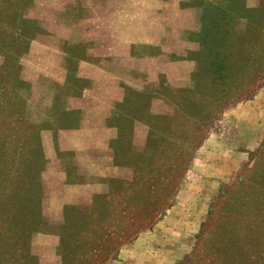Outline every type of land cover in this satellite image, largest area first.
I'll return each mask as SVG.
<instances>
[{
	"label": "rangeland",
	"instance_id": "1",
	"mask_svg": "<svg viewBox=\"0 0 264 264\" xmlns=\"http://www.w3.org/2000/svg\"><path fill=\"white\" fill-rule=\"evenodd\" d=\"M258 3L0 0V264H149L188 249L163 218L206 140L224 160L204 162L225 177L206 187L201 225L223 217L207 251L264 264V128L251 121L264 86L224 109L204 90L219 48L252 45ZM210 172L196 179L220 180Z\"/></svg>",
	"mask_w": 264,
	"mask_h": 264
},
{
	"label": "trees",
	"instance_id": "2",
	"mask_svg": "<svg viewBox=\"0 0 264 264\" xmlns=\"http://www.w3.org/2000/svg\"><path fill=\"white\" fill-rule=\"evenodd\" d=\"M252 17L253 22L251 23L253 27H250L253 29L251 34L252 45L248 47L242 44L239 47H233V49L227 47L219 48L215 54L218 76L208 82L204 90L214 95L212 104L220 105L221 109L251 99L255 92L264 86V0H259L258 7L255 9ZM199 144L202 143L199 142ZM260 151L257 154L260 155V159L262 158L261 162L264 168V145ZM192 159L193 156L187 158L185 168H187ZM143 171L146 173L147 170ZM146 177H148V174H146ZM151 182L150 188L151 190H155L154 187L157 185H155L154 179H151ZM157 191H161L160 188ZM230 215L231 218L238 219L240 222L242 236L249 241L255 242L260 248H263L261 243L262 238L251 236L250 225L243 221L242 214L239 211H234ZM224 216H227V214ZM222 218L210 221L209 223L212 224L209 228L205 224L201 225V230L195 237L199 240L197 247L190 255L184 257L181 264H194L196 259L204 261V264H217L215 258L209 254L207 249L210 246V238L215 230L219 228ZM231 252H229V257ZM226 264L238 263L232 258ZM244 264H252L250 257H247Z\"/></svg>",
	"mask_w": 264,
	"mask_h": 264
},
{
	"label": "crops",
	"instance_id": "3",
	"mask_svg": "<svg viewBox=\"0 0 264 264\" xmlns=\"http://www.w3.org/2000/svg\"><path fill=\"white\" fill-rule=\"evenodd\" d=\"M255 100L248 101L247 103H253ZM243 105V104H242ZM261 117V116H260ZM260 117L258 113H254L251 116V121H255L256 125L262 129L264 128V118L260 122ZM264 117V116H263ZM260 123V124H259ZM264 133L260 134L263 135ZM209 140H206L203 145L200 146L199 150L197 151L195 157H193L192 162L188 168V190L184 192H180L177 197V203L174 207H172L167 214L163 218V227L167 228V235L169 239H176L180 241H188V249L187 247H182V249L177 252L174 248H168L166 250L167 254L165 258H158L155 257L151 262L149 261V264H174L180 255L184 254L189 251L190 248V240L191 238L199 231L201 223L206 216L207 212V197L205 195L206 190L209 191V188L206 187H218L225 181V177L222 176V174H219V166H213L212 164H207L204 162V159L207 158V155H215L216 159H219V161H223V154L220 156L217 150H219V144L218 142L211 141V146H215V151L217 153L207 152L206 148L209 147L206 145ZM213 144V145H212ZM210 148V147H209ZM234 150L238 151L236 148ZM226 151V150H225ZM224 152V151H223ZM233 149L231 146L228 147V153L230 154V157L232 155H235L233 153ZM214 157V156H213ZM233 165V164H231ZM211 170L210 176L216 177V180L214 182L208 183V180H205L206 178L203 177V180H198L196 178H199L204 176L206 172ZM231 170V169H230ZM234 169L229 171V174H233ZM214 174H211V173ZM225 176V175H224ZM201 179V178H200ZM197 180V181H196ZM193 182H196L194 184ZM211 189V188H210ZM205 195V196H204ZM188 197V205L184 201ZM185 210V213L183 212ZM177 252V253H176ZM182 253V254H181ZM138 260L136 259V262ZM136 264H143V263H136Z\"/></svg>",
	"mask_w": 264,
	"mask_h": 264
}]
</instances>
